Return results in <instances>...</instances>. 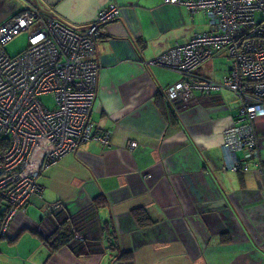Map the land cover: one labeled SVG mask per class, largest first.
<instances>
[{
	"label": "crops",
	"instance_id": "crops-1",
	"mask_svg": "<svg viewBox=\"0 0 264 264\" xmlns=\"http://www.w3.org/2000/svg\"><path fill=\"white\" fill-rule=\"evenodd\" d=\"M27 1L77 30L109 4L119 16L96 41L100 67L89 113L92 129L109 132L110 144L82 143L42 172V197L0 238L23 241L19 264H264V177L252 163L247 172L222 168V130L238 114L235 96L224 88L195 92L194 103L174 109L165 89L180 75L143 64L210 30L204 12L165 0ZM222 57L213 55L198 72L221 80L229 67ZM254 129L255 160L264 164V114ZM49 204L61 205L54 212L73 231L71 245L48 242ZM135 210L146 213L143 226Z\"/></svg>",
	"mask_w": 264,
	"mask_h": 264
},
{
	"label": "built area",
	"instance_id": "built-area-1",
	"mask_svg": "<svg viewBox=\"0 0 264 264\" xmlns=\"http://www.w3.org/2000/svg\"><path fill=\"white\" fill-rule=\"evenodd\" d=\"M23 1L0 23V139L8 140L0 149V238L25 213L32 198L42 197L39 178L47 167L74 153L82 143L110 144L109 132L92 129L89 113L100 67L96 41L119 16L118 6L101 8L88 25L77 30ZM165 1L184 5L192 13L203 11L210 30L144 59V66H159L180 75L165 89L174 109L194 103L195 92L231 91L238 114L222 130V168L247 172L252 163L256 174L264 177V164L255 160L254 129L255 118L264 114V0ZM20 32H26L27 46L10 57L4 45ZM221 52L229 58L221 80L198 72ZM45 95L52 98L51 108L41 100ZM136 146L137 142H128L130 149ZM238 151L244 153L242 160ZM60 207L49 204L47 212Z\"/></svg>",
	"mask_w": 264,
	"mask_h": 264
},
{
	"label": "rangeland",
	"instance_id": "rangeland-1",
	"mask_svg": "<svg viewBox=\"0 0 264 264\" xmlns=\"http://www.w3.org/2000/svg\"><path fill=\"white\" fill-rule=\"evenodd\" d=\"M23 1V0H22ZM21 0H0V8L1 9H11L16 10L19 9L22 4ZM259 16V15H258ZM260 17V16H259ZM27 46V34L26 32H20L11 38L4 45V49L6 53L13 57L14 55L21 52ZM219 55L223 56L229 61V58L226 57L222 52ZM222 57V58H223ZM229 64V63H228ZM41 100L46 104L48 108L52 107V98L50 95H45L41 97ZM23 241L17 242L12 245H8L5 240L0 241V264H19L21 262H25V258L22 257V248Z\"/></svg>",
	"mask_w": 264,
	"mask_h": 264
},
{
	"label": "trees",
	"instance_id": "trees-1",
	"mask_svg": "<svg viewBox=\"0 0 264 264\" xmlns=\"http://www.w3.org/2000/svg\"><path fill=\"white\" fill-rule=\"evenodd\" d=\"M7 144H8L7 139L5 138L0 139V149L5 148ZM103 201H105V197L102 195L96 198L93 204L99 205ZM133 214L139 225L143 226L145 223H147V215L143 210H135ZM47 218L50 221V224L53 228L52 233L47 238L48 242L52 244L51 245L52 249H56L63 245H68V244L71 245V240L73 238V231L70 229L69 226H64L68 224L67 220L65 221V218H62L57 212H52V214H50V216H48Z\"/></svg>",
	"mask_w": 264,
	"mask_h": 264
},
{
	"label": "water",
	"instance_id": "water-1",
	"mask_svg": "<svg viewBox=\"0 0 264 264\" xmlns=\"http://www.w3.org/2000/svg\"><path fill=\"white\" fill-rule=\"evenodd\" d=\"M13 10H11V9H4V12H3V14H0V23L3 21V20H5V18H7L9 15H10V13L12 12Z\"/></svg>",
	"mask_w": 264,
	"mask_h": 264
}]
</instances>
